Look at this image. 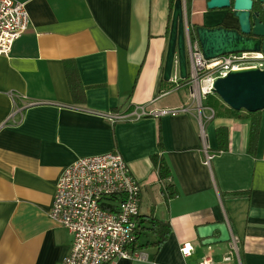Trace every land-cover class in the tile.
<instances>
[{
    "label": "crops",
    "instance_id": "crops-1",
    "mask_svg": "<svg viewBox=\"0 0 264 264\" xmlns=\"http://www.w3.org/2000/svg\"><path fill=\"white\" fill-rule=\"evenodd\" d=\"M19 1L30 28L9 56H0V264H65L73 236L49 217L57 182L80 158L114 151L142 187L137 247H143L131 250L146 259L113 264H264V112L252 155L251 120L210 119L207 111L204 121L190 90L164 81L170 0ZM68 67L80 85L77 99ZM11 93L25 99L14 102ZM183 106L191 112L118 123L110 118ZM219 128L229 132L222 153L216 152ZM155 155L171 169L164 182ZM166 186H174V198H166ZM152 217L172 229L160 248L149 231ZM223 222L237 249L234 240L204 246L198 228ZM185 244L193 248L190 257L181 253Z\"/></svg>",
    "mask_w": 264,
    "mask_h": 264
},
{
    "label": "built area",
    "instance_id": "built-area-1",
    "mask_svg": "<svg viewBox=\"0 0 264 264\" xmlns=\"http://www.w3.org/2000/svg\"><path fill=\"white\" fill-rule=\"evenodd\" d=\"M26 4L19 0H0V56H9L15 43L30 28ZM188 78L181 80L175 68L170 83L176 88H188L191 100L204 118L203 100L212 95L214 83L231 72L256 68L264 70V53H235L206 60L192 23L186 22ZM11 98L25 99L11 93ZM192 106L145 109L133 113H114L113 123L136 121L146 116L164 117L190 113ZM210 119L214 118V110ZM21 110L18 109V112ZM11 119L14 120L15 114ZM23 119V118H22ZM202 119V118H201ZM15 121V120H14ZM21 122V121H20ZM19 122V123H20ZM14 124H18L14 122ZM213 156L207 153L206 165ZM142 187L124 157L117 151L80 158L64 169L60 176L49 217L73 236L70 254L65 264H113L116 260H144L145 254L132 251L137 240ZM236 242L238 240L233 238ZM232 240V241H233ZM193 248L185 244L181 253L192 255ZM201 264H210L205 260Z\"/></svg>",
    "mask_w": 264,
    "mask_h": 264
},
{
    "label": "water",
    "instance_id": "water-1",
    "mask_svg": "<svg viewBox=\"0 0 264 264\" xmlns=\"http://www.w3.org/2000/svg\"><path fill=\"white\" fill-rule=\"evenodd\" d=\"M228 0H210V10H223L229 7ZM251 0H236L234 12L240 19L242 33L250 31L249 13ZM254 28V34L264 36V27ZM196 34L206 60L235 53H264V43L250 39L237 31L225 28L210 29L197 26ZM188 54L186 47V0H176L173 7L168 48L163 79L169 83L174 69L178 70L181 80L188 78ZM212 94L218 95L223 102L235 111L257 113L264 111V70L251 68L231 72L226 78L218 79ZM220 236L216 237L215 233ZM198 237L204 246L232 242V235L226 222L198 228Z\"/></svg>",
    "mask_w": 264,
    "mask_h": 264
},
{
    "label": "trees",
    "instance_id": "trees-1",
    "mask_svg": "<svg viewBox=\"0 0 264 264\" xmlns=\"http://www.w3.org/2000/svg\"><path fill=\"white\" fill-rule=\"evenodd\" d=\"M176 0H170V11H171V16L170 19H172V12H173V7L174 3ZM171 25V24H170ZM71 68L68 67L67 69V79L68 83L70 86V90L72 93V96L74 98L79 97V91H80V85L78 84V78L77 75L74 71L70 70ZM170 88L176 87L174 84L169 83ZM208 106L212 108L215 112V116L222 115V116H230L234 117L236 119H249L251 120V127H250V138H249V147L248 151L250 154L255 155L257 151V144H258V138L260 134V129H261V113L264 111H260L257 113H248L244 110L242 111H235L231 108L225 107V110L220 108L217 104L218 99H216L214 96H208ZM217 100V101H216ZM213 103V105H212ZM217 141H218V151L217 153H222L226 152L229 149V132L225 128H219L217 130ZM158 143L159 147L161 149L162 147V135H161V128L159 129V134H158ZM152 161L154 163V166L156 170L159 173V178L161 182H164L168 179L171 178V169L166 162V160L163 158V156L155 155L152 157ZM164 195L166 196L167 199H172L176 196L177 191L174 190V186H166L164 188ZM149 223L151 224V228L149 231L156 236L157 242L153 244V246H156L157 248H160L170 237L172 229L171 226L168 222H162L156 218H148ZM143 222L139 223V226L137 228V236L139 233H141L142 230V224ZM145 223V222H144ZM139 237H137L136 242L133 244L131 247L132 249L139 250L143 246L137 247V243L139 241ZM135 246V247H134Z\"/></svg>",
    "mask_w": 264,
    "mask_h": 264
},
{
    "label": "flooded vegetation",
    "instance_id": "flooded-vegetation-1",
    "mask_svg": "<svg viewBox=\"0 0 264 264\" xmlns=\"http://www.w3.org/2000/svg\"><path fill=\"white\" fill-rule=\"evenodd\" d=\"M209 1L186 0V22L192 23L195 33L197 26L208 27L210 29L222 27L237 31L247 38L264 43V36L254 34V28L258 23L257 21H259L260 26L264 27V0H251L252 9L247 11L249 13L250 23V31L247 34L242 33L240 19L234 12L236 0H228L230 3L229 7L223 10H210L208 8ZM195 20H199V22H195Z\"/></svg>",
    "mask_w": 264,
    "mask_h": 264
},
{
    "label": "rangeland",
    "instance_id": "rangeland-1",
    "mask_svg": "<svg viewBox=\"0 0 264 264\" xmlns=\"http://www.w3.org/2000/svg\"><path fill=\"white\" fill-rule=\"evenodd\" d=\"M188 91H185V93H187ZM188 94V93H187ZM212 96H214L216 99H218L219 101H223L218 95H215V94H212ZM189 99L191 100V92L189 93ZM190 103V102H189ZM191 103H192V105L195 107V109H196V105H195V103H193V100H191ZM212 105H213V103H212ZM203 106L205 107L204 108V111H203V113H204V116L206 115V113H207V111H209L208 110V108H210L209 106H208V99L206 98V99H204L203 100ZM197 110V112H198V109H196ZM198 114H199V116H200V118H202V119H204V121H206V118L204 117H202L201 115H200V113L198 112Z\"/></svg>",
    "mask_w": 264,
    "mask_h": 264
}]
</instances>
